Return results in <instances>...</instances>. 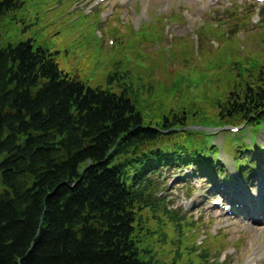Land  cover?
<instances>
[{"label": "trees", "instance_id": "obj_1", "mask_svg": "<svg viewBox=\"0 0 264 264\" xmlns=\"http://www.w3.org/2000/svg\"><path fill=\"white\" fill-rule=\"evenodd\" d=\"M141 124L123 95L85 91L47 52L0 47V264H147L108 168L156 137Z\"/></svg>", "mask_w": 264, "mask_h": 264}, {"label": "rangeland", "instance_id": "obj_2", "mask_svg": "<svg viewBox=\"0 0 264 264\" xmlns=\"http://www.w3.org/2000/svg\"><path fill=\"white\" fill-rule=\"evenodd\" d=\"M34 1L35 3L31 8H24L21 11L11 12L0 19L1 44H16L20 41L32 39L37 46L45 47L51 51H58L56 60L59 68L70 74V76L81 79L86 85L91 87H96L98 85L106 86L105 81L101 83L96 80V77L104 73L107 75L110 69L113 68L112 64L116 59L115 50L119 46V43L116 42L114 46L109 45L106 39L102 38V35L114 36L115 39H120L121 42L123 40L122 43L126 46V49H128L133 39L124 33L123 30L126 29L127 32L133 33L135 36L138 32L133 27L131 29L123 19H120L116 26H111L107 30L108 27L103 26L102 17L95 13L88 14L80 9L67 13L65 10L66 0ZM111 1L113 3L111 2V4H109L108 10L112 4H115V6L119 7L121 12L123 11L125 13L133 7L138 8V10L141 9L142 4L141 0H127L128 2L124 5L121 4V0ZM180 3L182 6L178 8ZM185 4L192 7V14L185 10ZM254 5L255 4L248 3L243 4L242 7H244V11L251 9L255 11L256 13L251 19L257 20L261 11V5L255 8ZM177 11L181 12L186 17L187 23L185 25H177L175 22L168 20L167 23L169 24V28L166 30V33H168L169 39L179 34H189L191 39H195V34L193 33L194 28L200 26L204 20H208V15H211V17L214 16L212 17L213 19L223 15L229 22H233L232 16L224 10V5L221 3H206V5H203L202 3H191L188 0H150L148 15L143 17L140 16L139 13V17L145 20L149 15L152 17L154 12L163 13V15H165L166 13L173 14ZM151 27L143 29L144 32L150 33ZM148 39L156 44L154 48L155 53L164 55L172 54L171 50L160 44L159 37L149 36ZM200 55L203 57V52H200ZM172 67L173 71L171 74L173 75L175 73V68L173 65ZM135 73L140 74V82H144L147 85L151 82H155V79L164 82L167 78V75L163 71L161 74L157 72V69H155L149 77L146 76L147 72L142 71V69H136ZM135 87L137 89H132V91L136 96H141V86ZM155 88H157L156 84ZM259 136L264 142V127L258 134V138ZM216 138L218 141L221 140L219 135H217ZM168 173V170L163 172L162 180L169 190L162 191V194L164 196L167 194L169 201H171L174 206L180 208L182 211L192 212L198 218L201 212L206 211L207 204H203L199 210L196 205H193L190 201H188L187 205L182 204L184 198H186L182 197L185 187H175L179 182H175L173 174L168 176ZM196 195H198V193ZM191 199L193 200L194 197ZM219 216L220 214L216 212L213 217L202 220L200 224V238L202 237V230L205 228V225L207 223H216L219 220ZM157 221L158 220L151 222L148 231L144 228L139 229V244L143 250L144 248L148 250V254L153 255L155 260H158L161 264H168L169 261L163 259V257H165L163 252H166L169 241L161 237L159 233L160 229L154 227ZM224 224H226V220L219 221L220 227ZM240 228V225H235L233 229H231L229 241H240V245L238 250L228 259L227 264H233L238 255H243L253 244H256L262 239L263 235L260 232L257 233L254 231H252L251 236H248L247 232H244L238 238ZM227 246L230 245L227 244ZM143 255H146V253ZM258 264H264V255Z\"/></svg>", "mask_w": 264, "mask_h": 264}, {"label": "bare ground", "instance_id": "obj_3", "mask_svg": "<svg viewBox=\"0 0 264 264\" xmlns=\"http://www.w3.org/2000/svg\"><path fill=\"white\" fill-rule=\"evenodd\" d=\"M233 187H234L235 193L237 195H241V193L239 192L238 187H236V186H233ZM263 189H264V180L259 182L258 193H257V198H256V200L258 201V203L251 205L250 206V209H249L250 211L251 210L253 212L264 211V195H263ZM238 201H241V200L238 199ZM253 256H256V251H253L250 254V257L251 258H253Z\"/></svg>", "mask_w": 264, "mask_h": 264}]
</instances>
